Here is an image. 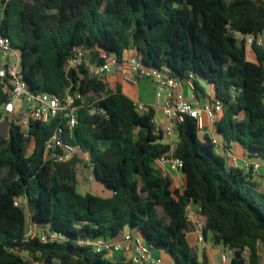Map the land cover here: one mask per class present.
I'll use <instances>...</instances> for the list:
<instances>
[{
    "label": "trees",
    "instance_id": "trees-1",
    "mask_svg": "<svg viewBox=\"0 0 264 264\" xmlns=\"http://www.w3.org/2000/svg\"><path fill=\"white\" fill-rule=\"evenodd\" d=\"M2 5L0 35L20 52L31 91L101 98L97 106L108 116L79 109L73 136L67 130L65 138L89 153V165L113 196L78 191L80 157L68 163L44 157L45 141L66 127V114L47 124L33 122L30 137L10 123L7 137H0V264H30L23 252L43 264H137L111 261L92 245L125 228L178 264H209L207 254L187 240L189 202L201 206L206 239L237 250L227 264H264L257 246L264 243V189L254 176L229 167L212 138L201 136L187 118L178 127L175 150L184 161L182 192L154 167L169 146L153 122V108L139 112L121 86L112 88L88 69L91 61H105L102 54L121 60L131 50L178 81L192 74L196 90L207 83L223 103L216 132L226 143L238 142L250 156L264 158V51L247 47L238 36L264 34V0H0ZM79 49L83 65L68 69ZM247 49L257 62L248 59ZM8 97L0 85V104ZM76 104L81 106L80 98ZM17 199L26 204L16 205ZM29 221L62 240L26 241Z\"/></svg>",
    "mask_w": 264,
    "mask_h": 264
},
{
    "label": "built area",
    "instance_id": "built-area-1",
    "mask_svg": "<svg viewBox=\"0 0 264 264\" xmlns=\"http://www.w3.org/2000/svg\"><path fill=\"white\" fill-rule=\"evenodd\" d=\"M238 36L247 47L257 46L264 51V34ZM0 51L4 56L12 55L14 58V62L11 63L10 60H5L3 57L0 64V85H3L9 91L8 99L0 104V118L20 127L23 135L30 137L31 124L33 122L38 121L47 124L64 113L68 117L67 125L66 127H58L45 141L44 157L46 159L52 158L56 163H68L76 157H83L86 162L90 163L89 153L82 151L78 144L67 141L65 137L67 130L69 131L70 138L73 136V130L77 123V113L81 108L86 109L91 115L108 116L105 109L97 106V102L101 98L97 96L89 100L78 94L72 96L69 91L66 92L67 94L64 97L31 91L22 76L20 52L13 49L9 38L3 35H0ZM77 52L75 57L68 60V69H76L83 65V52L81 49ZM127 53L121 60L113 53L100 55V58H105V61L101 64L91 61L93 63L90 62L89 64V73L96 79L105 81L106 76L112 70L120 69L123 79L131 84H136L141 79L152 81L157 88V99H160L163 94H167L163 113L169 123L163 125L161 120L156 116L153 117V122L156 128L161 130L163 135L170 139V143L168 144L169 151L156 158L153 164L155 169L162 175H167L170 172H182L184 161L175 156L179 125L187 118H191L195 121L199 132L214 129L217 121L224 113L223 103L219 99H214L211 102L201 104L195 101L193 97L187 96L185 87L194 86L192 74L189 75L187 81H178L165 69L147 66L142 62L140 57L131 54L127 55ZM79 98L81 99V106L76 104ZM17 100L19 103L15 104ZM135 106L141 113L147 110V106L141 102H135ZM212 142L217 153L226 159V161L228 160L232 168L257 176L264 166L263 162L255 160L250 156L240 159L236 154L235 147L232 145L233 142L226 143L215 137L212 138ZM30 148L32 153L34 149L33 138L30 142ZM15 203L18 206H22L26 204V200L17 199ZM185 213L190 227H193L197 247L203 253L208 252L212 244L206 239L204 233L201 206L189 202L185 207ZM34 238L40 239L43 244L62 240V236L59 233L51 230L42 231L35 223L29 221L25 240ZM92 245L95 247L96 252L105 254V257L108 259H113L116 252H123L130 253L133 257L131 261L137 264H163L162 259L154 256L153 249L146 242L131 234L125 235L121 241L116 243L109 241L107 238H100L92 242ZM257 246L259 254L264 256V243L259 240ZM215 249L223 264H227L237 252L235 248L221 243L216 244ZM243 254L247 257L249 250H245ZM51 264L63 263L61 261H54Z\"/></svg>",
    "mask_w": 264,
    "mask_h": 264
},
{
    "label": "crops",
    "instance_id": "crops-1",
    "mask_svg": "<svg viewBox=\"0 0 264 264\" xmlns=\"http://www.w3.org/2000/svg\"><path fill=\"white\" fill-rule=\"evenodd\" d=\"M130 54L133 55V51H129L127 53V55H130ZM125 56H126V54H125ZM247 56H248V59L250 61L257 62L256 55L252 49H247ZM105 81L107 83H109V85L112 88H115L117 85L121 86L122 91L128 97H130L134 102H141L144 105H146L147 107L153 108V110L155 112V116L161 120L163 125H167L169 123L168 119L165 117V115L163 113V106L166 103L167 94L165 93V94H163V96L160 99H157V95H156L157 94V88H156V85L152 81L147 80V79H141L138 81V83L131 84V83H129L123 79V74L120 71V69L112 70L111 73L106 76ZM200 87L202 88L201 90H196L195 86H192V87L186 86L185 87V93L187 96H189L190 98L193 97L195 101H198L201 104H205V103L211 102L212 100L216 99L214 88L211 85H209L207 83H201ZM200 135L201 136L208 135L211 138L215 137V138H218L219 140L224 141L223 137H221L216 132L215 128L214 129H207L205 132H200ZM162 142L164 144L168 145L170 143V139L164 136ZM108 144H109V142H104L103 146L106 147V146H108ZM232 145L235 147L236 154L240 159H243L246 156H250L249 152L246 149H244L242 147V145H240L238 142H233ZM250 157L264 163L263 157L252 156V155ZM226 162H227V165L229 167H231L228 160ZM91 173H93V170ZM168 174L173 175L172 180H173L176 187L178 186L177 182L179 181V179L181 177H184L182 172H170ZM91 179H92V176H91ZM253 180L258 182L260 184L261 188L264 189V166L261 168L259 174L257 176L253 177ZM95 184L96 183L93 182L92 186ZM96 186H97L96 188L98 189V193H96V190H94V189L92 191H87V192H91L92 194L96 193V195L98 196V194L102 193L103 188L99 184H96ZM127 234H131L134 237L141 238L134 231L130 230L129 228H125L122 231V233L119 236H117L116 238H107V239L113 243H116V242L121 241L123 239V237ZM187 240H188V243L191 247H197L196 236H195L193 227H190V229L187 233ZM210 246H211V248L206 253L208 255L209 260H211L210 263L211 264H217V263L221 264L220 257H219L217 250L215 248H213L212 245H210ZM153 254L156 257H160L163 261V264H178L177 261L175 260V258L173 257V255H171L170 253H168L164 250H154L153 249ZM132 259H133V257L130 253L128 254V253H123V252H116L114 254V258L110 259V260L120 262V261L132 260Z\"/></svg>",
    "mask_w": 264,
    "mask_h": 264
},
{
    "label": "rangeland",
    "instance_id": "rangeland-1",
    "mask_svg": "<svg viewBox=\"0 0 264 264\" xmlns=\"http://www.w3.org/2000/svg\"><path fill=\"white\" fill-rule=\"evenodd\" d=\"M2 12H3V5L0 7V15L2 14ZM2 55H3V57H4V59L5 60H10V62L12 63V62H14V58H13V56L12 55H6V56H4V54L3 53H1ZM19 103V101L17 100V101H15V104H18ZM0 122H2V121H0ZM5 137H7V136H5ZM27 153H28V155H30L31 154V148H30V143H28V145H27ZM226 160V159H225ZM92 167L89 165V162H86L85 161V159L83 158V157H81V158H79L78 159V163H77V172H78V175H79V179L81 180V185L79 186V188H78V191L79 192H81V191H92L93 190V186H92V183L94 182L93 181V179H91V176L93 177V174H94V172L93 173H91L92 172ZM166 176H169V177H173V175H170V174H167ZM176 181V180H175ZM185 182H186V180H185V178L184 177H181L180 179H179V181L177 182V184H178V188L179 189H181V191L183 192V190H184V188H185ZM83 186V187H82ZM27 215H28V220H30V214H29V212H28V210H27ZM213 241V240H212ZM215 246H216V243L213 241L212 242V247L213 248H215ZM199 249V248H198ZM259 250V249H258ZM199 252H200V254H204L202 251H200V249H199ZM205 253H207V252H205ZM21 255L24 257V259H26L27 261H29L30 262V264H40V262L39 261H37V260H34L28 253H26V252H23V253H21ZM208 256V255H207ZM221 261V260H220ZM211 262V260H209V264H211L210 263ZM217 264H219V263H217ZM221 264H223L222 262H221Z\"/></svg>",
    "mask_w": 264,
    "mask_h": 264
},
{
    "label": "water",
    "instance_id": "water-1",
    "mask_svg": "<svg viewBox=\"0 0 264 264\" xmlns=\"http://www.w3.org/2000/svg\"><path fill=\"white\" fill-rule=\"evenodd\" d=\"M91 63H93V62H91ZM9 126H10V123L7 120L0 122V137H5L8 135ZM92 179L96 184L101 185V187L103 188L102 193L98 194L99 197L111 198L113 196L112 190L105 183L101 182L95 173L93 174ZM96 184L93 185V189L96 190V193H98V189L96 188L97 187ZM96 193H93V194L96 195Z\"/></svg>",
    "mask_w": 264,
    "mask_h": 264
}]
</instances>
